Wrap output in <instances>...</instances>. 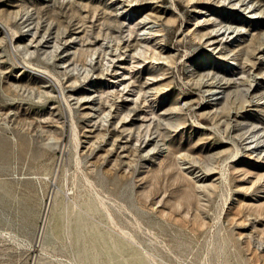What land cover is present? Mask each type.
Segmentation results:
<instances>
[{
    "label": "rangeland",
    "instance_id": "1",
    "mask_svg": "<svg viewBox=\"0 0 264 264\" xmlns=\"http://www.w3.org/2000/svg\"><path fill=\"white\" fill-rule=\"evenodd\" d=\"M0 264H264V0H0Z\"/></svg>",
    "mask_w": 264,
    "mask_h": 264
},
{
    "label": "bare ground",
    "instance_id": "2",
    "mask_svg": "<svg viewBox=\"0 0 264 264\" xmlns=\"http://www.w3.org/2000/svg\"><path fill=\"white\" fill-rule=\"evenodd\" d=\"M205 86H207L209 89H207V92H208V94H209V97H210V101L211 102H216L217 100H219L220 99V93H222V90H220V89H214V88H212V84L211 83H207ZM213 102V104H215Z\"/></svg>",
    "mask_w": 264,
    "mask_h": 264
}]
</instances>
